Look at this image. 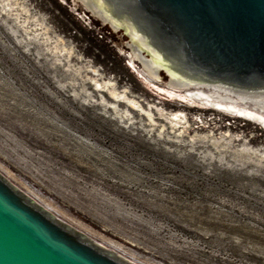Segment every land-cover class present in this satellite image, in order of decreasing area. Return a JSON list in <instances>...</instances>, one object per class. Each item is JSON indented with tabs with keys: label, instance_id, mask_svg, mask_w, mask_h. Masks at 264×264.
<instances>
[{
	"label": "rangeland",
	"instance_id": "1",
	"mask_svg": "<svg viewBox=\"0 0 264 264\" xmlns=\"http://www.w3.org/2000/svg\"><path fill=\"white\" fill-rule=\"evenodd\" d=\"M179 91L61 1L0 0V174L134 264H264V127Z\"/></svg>",
	"mask_w": 264,
	"mask_h": 264
},
{
	"label": "water",
	"instance_id": "2",
	"mask_svg": "<svg viewBox=\"0 0 264 264\" xmlns=\"http://www.w3.org/2000/svg\"><path fill=\"white\" fill-rule=\"evenodd\" d=\"M140 77L264 127V0H59ZM0 264H134L0 175Z\"/></svg>",
	"mask_w": 264,
	"mask_h": 264
},
{
	"label": "bare ground",
	"instance_id": "3",
	"mask_svg": "<svg viewBox=\"0 0 264 264\" xmlns=\"http://www.w3.org/2000/svg\"><path fill=\"white\" fill-rule=\"evenodd\" d=\"M175 88V87H174ZM175 89H178V90H183L182 88H175ZM179 92H183V91H179ZM176 116H177V114H175ZM1 175V174H0ZM2 176V175H1ZM21 192V191H20ZM27 197V196H26ZM31 200V199H30ZM32 202H34L33 200H31ZM35 203V202H34ZM39 203V202H38ZM38 207H40L44 212H46L48 215H50L53 219H55L56 221H58L59 223H61L62 225H64V226H66L67 228H69V229H71V230H73V231H75V232H77V233H79L80 235H82V236H84V237H86V238H88L86 235H84V234H82V233H80V232H78L77 231V229L75 230L73 227H71V226H69V225H67V224H65L64 222H62V221H60L58 218H56V216L55 215H53V214H51L48 210H45V209H43L41 206H39L37 203H35ZM40 204V203H39ZM89 239V238H88ZM104 247V246H103ZM105 248V247H104ZM107 249V248H106ZM110 249V248H109ZM108 249V250H109ZM110 251H112V252H114L115 254H117L118 252H116V251H114V250H110Z\"/></svg>",
	"mask_w": 264,
	"mask_h": 264
}]
</instances>
